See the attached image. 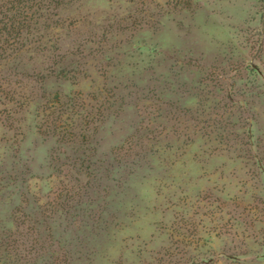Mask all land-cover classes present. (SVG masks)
<instances>
[{"label":"rangeland","instance_id":"374dc122","mask_svg":"<svg viewBox=\"0 0 264 264\" xmlns=\"http://www.w3.org/2000/svg\"><path fill=\"white\" fill-rule=\"evenodd\" d=\"M55 24L11 78L30 99L15 130L0 114V154L17 140L30 169L0 232L30 236L56 264L68 247L54 232L70 222L107 232L79 245V264H264V0H64ZM55 104L74 114L57 118ZM55 118L97 140L102 160L153 166L136 173L125 216L99 227L98 207L61 208L74 182L39 132Z\"/></svg>","mask_w":264,"mask_h":264},{"label":"trees","instance_id":"16d2710c","mask_svg":"<svg viewBox=\"0 0 264 264\" xmlns=\"http://www.w3.org/2000/svg\"><path fill=\"white\" fill-rule=\"evenodd\" d=\"M63 3L64 0H0V104L11 106L0 111V114L5 115L4 120L9 123L4 122L5 126L11 130H15L13 126L16 114L21 113L30 103V99L23 95L20 98H24V102L17 99L19 93L12 88L11 78L20 66H24L22 56L25 53L46 49L50 42L49 32L57 26L55 20ZM256 73L264 78L260 70L257 69ZM56 106L55 104L54 109L56 108L59 113L57 118H62L66 113L74 114L76 108V105L67 104ZM57 118L53 120L54 123ZM62 128L56 123L48 130L39 128V132L45 138L51 137L56 141L57 146L50 158L53 170L60 173L65 167L66 178L74 182L71 189L65 188L68 198L67 202L61 203V208L79 212L80 203L84 205L85 212L89 209L90 212H95V208L98 207L96 213L101 219L98 221L99 227L103 226V221L108 215L125 216L127 212L122 207L125 205L122 201L128 200L130 203L135 200L136 196L135 194L133 196L131 189L136 173L140 171L151 173L153 166L147 164L146 158L134 159L129 164L117 153L110 158L111 160H102L99 158L97 140L93 145V140L88 139L85 134ZM23 158L21 144L17 140H5L4 151L0 154V209L2 202H15L19 192L28 182L25 175L30 169L22 162ZM21 167L26 168V171L23 172ZM103 189H109L105 197H111V200L108 205L97 206L96 203L104 195ZM27 211L33 213V208H27ZM2 223L4 222L0 216V227L4 228ZM68 226L63 230L60 227L54 232L59 241H64L68 247L64 255V264H79V245L90 243L93 239L97 244H102L103 239L107 238L105 226L90 235L88 233L80 235L79 224L70 222ZM10 238L11 234L8 232H0V264H56L51 261L53 256L43 246L31 247L36 243L33 238V242L30 241V236H27L23 243L15 239L11 242Z\"/></svg>","mask_w":264,"mask_h":264}]
</instances>
